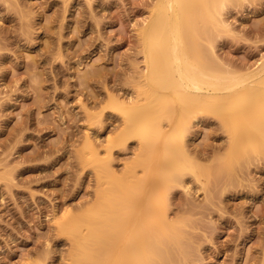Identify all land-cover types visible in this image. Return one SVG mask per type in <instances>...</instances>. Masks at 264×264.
Instances as JSON below:
<instances>
[{
  "label": "rangeland",
  "instance_id": "rangeland-1",
  "mask_svg": "<svg viewBox=\"0 0 264 264\" xmlns=\"http://www.w3.org/2000/svg\"><path fill=\"white\" fill-rule=\"evenodd\" d=\"M156 2L0 0V264H69L72 237L59 225L97 207L109 173L142 180L134 193L165 208L172 227L158 235H179L168 264H264V144L234 151L240 160L216 175L230 155L218 117L187 115L182 134L165 121L196 173L158 182L150 174H163L159 160L176 149L166 155L121 135L124 111L147 108L141 31ZM211 9L218 24L186 29L187 45L224 71L255 69L264 0Z\"/></svg>",
  "mask_w": 264,
  "mask_h": 264
},
{
  "label": "bare ground",
  "instance_id": "bare-ground-1",
  "mask_svg": "<svg viewBox=\"0 0 264 264\" xmlns=\"http://www.w3.org/2000/svg\"><path fill=\"white\" fill-rule=\"evenodd\" d=\"M156 1L157 9L141 31L147 108L137 113L124 111L121 135L136 137L141 148L152 150L162 146L166 155L172 151L170 148L176 149V157L171 154L167 156L172 159L163 156L159 160L163 168L159 171L163 174H150L158 182H171L172 176L179 179L185 172H196L183 145L175 143L176 139L171 141L169 135L174 131L182 134L187 115L196 112L215 115L229 132L230 155L220 165L219 169L224 171L214 169V173L226 172V166L240 160L234 151L261 152L264 144V59L247 72L224 71L205 61L199 48L187 45L186 29L218 24L211 6L229 0ZM165 121L173 130L170 134L161 130ZM140 182L115 179L109 173L111 188L100 195L97 207L82 220L72 218L59 223V230L72 237L74 251L69 264H168L173 260L169 246L179 241V235L165 239L158 235L160 230L169 233L172 226L166 219L165 208L149 203L148 196L152 194L134 193L137 187L142 188ZM144 199L146 205L141 211ZM93 245L96 248H91Z\"/></svg>",
  "mask_w": 264,
  "mask_h": 264
}]
</instances>
